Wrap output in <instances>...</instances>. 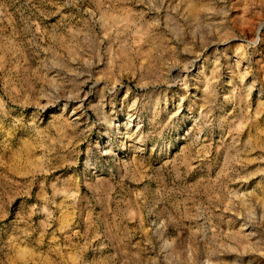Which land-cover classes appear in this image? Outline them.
Wrapping results in <instances>:
<instances>
[{"label": "rangeland", "instance_id": "rangeland-1", "mask_svg": "<svg viewBox=\"0 0 264 264\" xmlns=\"http://www.w3.org/2000/svg\"><path fill=\"white\" fill-rule=\"evenodd\" d=\"M0 264H264V0H0Z\"/></svg>", "mask_w": 264, "mask_h": 264}, {"label": "bare ground", "instance_id": "bare-ground-1", "mask_svg": "<svg viewBox=\"0 0 264 264\" xmlns=\"http://www.w3.org/2000/svg\"><path fill=\"white\" fill-rule=\"evenodd\" d=\"M193 10V9H192Z\"/></svg>", "mask_w": 264, "mask_h": 264}]
</instances>
